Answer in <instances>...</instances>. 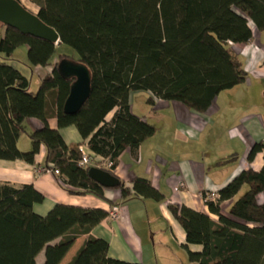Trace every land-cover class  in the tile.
Wrapping results in <instances>:
<instances>
[{
    "label": "trees",
    "instance_id": "trees-1",
    "mask_svg": "<svg viewBox=\"0 0 264 264\" xmlns=\"http://www.w3.org/2000/svg\"><path fill=\"white\" fill-rule=\"evenodd\" d=\"M37 1L38 18L57 32L60 42L54 45L0 24L5 30L0 39V160L38 165L43 152L44 167L59 171L69 193L102 200L105 189L78 165V145L67 146L48 120L55 118L58 129L74 127L95 158L112 163V171L125 150L136 152L155 134L153 125L132 114V94L148 93V105L158 99L205 113L221 92L245 81L230 44L248 43L250 24L264 33V0ZM62 45L78 59L59 55L55 63L54 53ZM20 46L27 47L32 69L51 68L35 94L30 81L7 62ZM63 59L83 64L91 77L90 95L72 116L63 113V104L73 79L64 80L56 70ZM31 119L42 127L26 133ZM24 134L31 145L27 152L18 149ZM263 150L264 142L254 145L248 160ZM244 187L248 190L235 198ZM114 190L124 201H164L146 178H135L131 188L119 180ZM218 195L216 202L205 203L217 220L168 205L186 244L201 248L187 250L188 263L264 264V165L258 172H241ZM43 201L31 185L16 189L0 184V264H37L40 254L43 264H60L82 236L87 238L68 264H131L109 258L108 243L90 235L108 217L106 211L58 204L41 217L33 206ZM225 201H232L228 215L220 212Z\"/></svg>",
    "mask_w": 264,
    "mask_h": 264
},
{
    "label": "crops",
    "instance_id": "crops-1",
    "mask_svg": "<svg viewBox=\"0 0 264 264\" xmlns=\"http://www.w3.org/2000/svg\"><path fill=\"white\" fill-rule=\"evenodd\" d=\"M4 33L2 29L0 39ZM230 46L242 64L245 81L221 92L205 113H195L179 103L154 99L153 105H148L149 109L137 116L130 104L132 114L153 125L155 134L136 152L125 150L111 172L127 188L132 187L135 178H146L163 195V202L124 201L120 192L114 189L104 190V200L92 195H73L58 177L40 172L45 168L43 152L37 157L38 165L0 160V184L16 189L31 185L44 197L41 204L33 206L34 213L41 217L58 204L100 209L108 214L116 207L117 217L112 219L108 215L90 233L93 238L108 243L111 259L131 264H189L187 250L200 252L201 248L186 244L185 233L170 214L168 205L186 207L217 220L209 213L201 194L218 193L241 172H258L264 165V150L251 161L247 158L254 145L264 142V33L252 27V38L248 43ZM44 72L41 78L50 74L51 68ZM49 109L53 111L51 103ZM114 112L110 113L111 118ZM48 126L58 130L67 146H85L94 158L87 140L83 141L74 127L58 129L55 118L48 120ZM41 127L35 119L25 123L26 133ZM18 149L29 151V140L21 142L20 137ZM180 183L183 188L174 192L173 188ZM231 203L220 204L223 215H228ZM86 238H78L60 264H68ZM43 261L44 256L40 254L37 264H43Z\"/></svg>",
    "mask_w": 264,
    "mask_h": 264
},
{
    "label": "water",
    "instance_id": "water-1",
    "mask_svg": "<svg viewBox=\"0 0 264 264\" xmlns=\"http://www.w3.org/2000/svg\"><path fill=\"white\" fill-rule=\"evenodd\" d=\"M0 24L23 35L45 40L54 45L60 42L59 35L53 28L44 24L38 18L37 13L28 11L17 0H0ZM56 70L64 80L73 79L69 94L63 104V113L70 116L75 115L90 95V72L83 64L68 59L59 61ZM88 177L104 189H115L119 186L117 177L99 168H89Z\"/></svg>",
    "mask_w": 264,
    "mask_h": 264
},
{
    "label": "rangeland",
    "instance_id": "rangeland-1",
    "mask_svg": "<svg viewBox=\"0 0 264 264\" xmlns=\"http://www.w3.org/2000/svg\"><path fill=\"white\" fill-rule=\"evenodd\" d=\"M26 9L32 11L33 13H38V1L37 0H19ZM251 27H253L250 24ZM2 29H0V32ZM59 55H64L68 57L70 60H77V54L67 46H60L56 49L54 53L55 60ZM13 67H15L23 76H25L30 81V92L35 94L37 92L39 81L41 79V75L44 74V69L38 68L37 70L32 69L27 60V47L20 46L18 47L14 53L12 54L11 59L7 61ZM56 63V60L54 61ZM47 69V68H46ZM46 71V70H45ZM148 94L146 92H138L131 95L130 102L133 104V113L137 116H141L144 113L145 109H149L148 104ZM111 120V114L108 115L105 121ZM28 141L26 136H21V142ZM248 190L247 187H244L241 192L240 196L243 195Z\"/></svg>",
    "mask_w": 264,
    "mask_h": 264
},
{
    "label": "built area",
    "instance_id": "built-area-1",
    "mask_svg": "<svg viewBox=\"0 0 264 264\" xmlns=\"http://www.w3.org/2000/svg\"><path fill=\"white\" fill-rule=\"evenodd\" d=\"M78 151L81 155L80 161L78 162L79 167L84 168V169H89L91 167H95V168H99L105 171H111L112 168V163L108 160V159H104V158H92V156L88 153L87 149L85 146H79L78 147ZM40 172L42 173H51L53 175H55L56 177L59 178L60 183L63 186L64 185L63 181L60 178V174L59 171L56 170L55 168L52 167H46L40 170ZM181 188H183V184L180 183L177 187L173 188L174 192H178ZM201 198L203 200L204 203L206 202H216L219 198L218 193L215 192H210V193H203L201 194ZM117 212L118 209L116 207L112 208V211L109 214V217L114 219L117 217Z\"/></svg>",
    "mask_w": 264,
    "mask_h": 264
},
{
    "label": "bare ground",
    "instance_id": "bare-ground-1",
    "mask_svg": "<svg viewBox=\"0 0 264 264\" xmlns=\"http://www.w3.org/2000/svg\"><path fill=\"white\" fill-rule=\"evenodd\" d=\"M110 115V114H109Z\"/></svg>",
    "mask_w": 264,
    "mask_h": 264
},
{
    "label": "clouds",
    "instance_id": "clouds-1",
    "mask_svg": "<svg viewBox=\"0 0 264 264\" xmlns=\"http://www.w3.org/2000/svg\"><path fill=\"white\" fill-rule=\"evenodd\" d=\"M110 172V171H109Z\"/></svg>",
    "mask_w": 264,
    "mask_h": 264
}]
</instances>
